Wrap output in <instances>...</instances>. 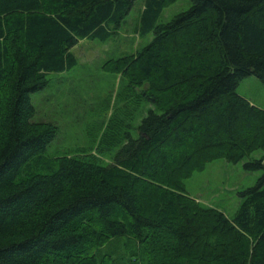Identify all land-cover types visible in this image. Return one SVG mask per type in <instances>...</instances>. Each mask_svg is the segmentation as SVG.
Segmentation results:
<instances>
[{
    "label": "trees",
    "instance_id": "1",
    "mask_svg": "<svg viewBox=\"0 0 264 264\" xmlns=\"http://www.w3.org/2000/svg\"><path fill=\"white\" fill-rule=\"evenodd\" d=\"M170 1L143 0L134 32L152 41L111 61L154 109L137 126L134 107L115 118L103 164L46 158L58 128L34 120L32 95L79 64V41L114 37L136 0H0V264H120L121 236L144 264H264V155L249 157L264 152V109L237 91L264 83V0H191L163 22ZM221 156L262 170L232 218L187 194Z\"/></svg>",
    "mask_w": 264,
    "mask_h": 264
},
{
    "label": "rangeland",
    "instance_id": "2",
    "mask_svg": "<svg viewBox=\"0 0 264 264\" xmlns=\"http://www.w3.org/2000/svg\"><path fill=\"white\" fill-rule=\"evenodd\" d=\"M170 2L162 15L163 22L171 21L191 5V0ZM142 6L143 0H136L116 35L107 42L79 41L73 48L79 64L70 71L51 74L49 87L32 95L36 108L34 120L50 122L58 128L46 158L82 156L109 164L116 148L106 147V137L109 131L112 134L117 122L115 118L122 119V114L127 112L126 107H134L136 118L130 116L132 124L137 126L148 110L154 109L150 102L136 106L132 103L133 95L129 93L127 80L111 65L112 60L134 56L152 41V35L142 38L134 32ZM237 91L251 104L264 109V83L259 78L254 75L243 78ZM263 155L264 152L259 150L249 157L260 158ZM246 160L248 158L232 163L222 156L211 159L186 181L188 196L200 205L217 208L232 218L242 200L239 192L254 185L262 174V170L245 169ZM134 241L130 236L113 240V252L121 258L120 264H144L148 261L143 248ZM169 249V245L164 243L160 247V256H168Z\"/></svg>",
    "mask_w": 264,
    "mask_h": 264
}]
</instances>
